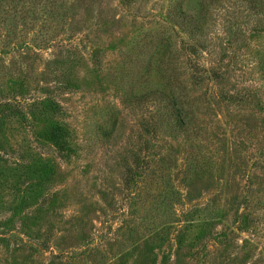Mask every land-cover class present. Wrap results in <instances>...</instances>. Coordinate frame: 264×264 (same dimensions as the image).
<instances>
[{"label": "rangeland", "instance_id": "obj_1", "mask_svg": "<svg viewBox=\"0 0 264 264\" xmlns=\"http://www.w3.org/2000/svg\"><path fill=\"white\" fill-rule=\"evenodd\" d=\"M209 1L0 0V264H264V7ZM171 44L193 133L132 99Z\"/></svg>", "mask_w": 264, "mask_h": 264}, {"label": "trees", "instance_id": "obj_2", "mask_svg": "<svg viewBox=\"0 0 264 264\" xmlns=\"http://www.w3.org/2000/svg\"><path fill=\"white\" fill-rule=\"evenodd\" d=\"M261 2L262 1L260 0L259 5H262V7H264V3ZM237 3L239 4L238 5L239 8L243 10L242 13H247L248 6L251 3H253V0H240V3L237 0ZM211 4H212L211 0L209 2L203 3L199 12L197 13V17L186 14L185 11L182 9L183 7H180L178 12L179 14L176 17L177 20L176 26L180 29V31L184 32L186 35L201 34L203 28H205L207 25L209 18V8ZM172 46L173 45L171 44L170 45L171 50L168 49L169 45L165 47L162 54L160 55V58L158 59V64H160V72H161L159 74H162L161 78L165 80V83H163L162 88L159 90L155 89L154 91L146 90L144 93H141L140 91L134 92L132 99H134V101L137 103L145 104L146 102H148L147 97H150L154 94L156 95L159 94L160 98L164 100V105L163 107L158 106L157 110L159 111L161 109V113L163 112L162 115L166 118L168 122H171V129L174 131L182 130L185 133L187 132L193 133L196 129L194 124V121L196 120L195 113L194 111H192L190 102L187 101V94L185 92L184 84H182L179 79L180 76L182 75L179 73L178 70L179 63H181V53L177 50L174 51L173 54L175 55V59L171 61L173 62V64H171L170 67L166 66L164 60L165 57H167V55L171 54V51L173 52ZM187 49L190 50L186 51ZM187 49L184 50V59L186 61L194 62L193 63L194 66L190 68L193 69L195 74L199 75V73H201L200 72L201 66L200 68L199 67L197 68L196 66L198 60L196 59L195 50L193 47H187ZM176 54L178 56H176ZM261 63L263 64L264 61H261ZM148 68H149V64H146L145 75L148 71ZM263 70H264V65H263ZM65 136L66 133L64 129H62L61 127H53L48 132V137H50L51 141L54 143V145L58 148L60 152H63L65 150L64 147V145L66 144Z\"/></svg>", "mask_w": 264, "mask_h": 264}]
</instances>
